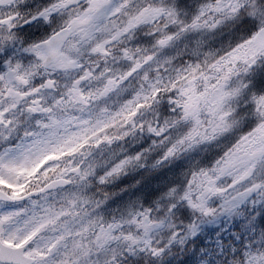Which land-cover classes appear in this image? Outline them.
<instances>
[{"label": "snow or ice", "instance_id": "obj_1", "mask_svg": "<svg viewBox=\"0 0 264 264\" xmlns=\"http://www.w3.org/2000/svg\"><path fill=\"white\" fill-rule=\"evenodd\" d=\"M0 264H264V0H0Z\"/></svg>", "mask_w": 264, "mask_h": 264}]
</instances>
